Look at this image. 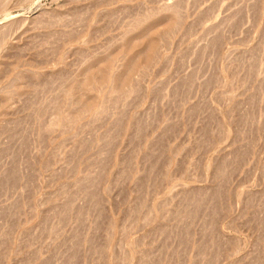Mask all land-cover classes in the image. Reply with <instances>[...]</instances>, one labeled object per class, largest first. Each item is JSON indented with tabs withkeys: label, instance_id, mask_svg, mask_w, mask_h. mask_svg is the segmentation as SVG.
Listing matches in <instances>:
<instances>
[{
	"label": "rangeland",
	"instance_id": "1",
	"mask_svg": "<svg viewBox=\"0 0 264 264\" xmlns=\"http://www.w3.org/2000/svg\"><path fill=\"white\" fill-rule=\"evenodd\" d=\"M0 264H264V0H0Z\"/></svg>",
	"mask_w": 264,
	"mask_h": 264
},
{
	"label": "bare ground",
	"instance_id": "2",
	"mask_svg": "<svg viewBox=\"0 0 264 264\" xmlns=\"http://www.w3.org/2000/svg\"><path fill=\"white\" fill-rule=\"evenodd\" d=\"M175 5V4H174ZM2 6V5H1ZM178 6V5H177ZM175 7V6H174ZM174 9H177V8H174ZM173 9V10H174ZM169 10H171V9H169ZM175 11V10H174ZM180 11V10H179ZM178 12V11H177ZM176 24V23H175ZM9 25V24H8ZM155 43H152V46H151V48H150V52H149V54L145 57V62H148V61H150V60H152V57L154 56V48H155ZM120 78V77H119ZM89 79V78H88ZM92 80V79H91Z\"/></svg>",
	"mask_w": 264,
	"mask_h": 264
}]
</instances>
